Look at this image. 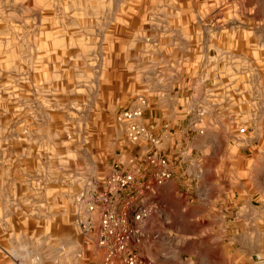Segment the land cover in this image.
<instances>
[{
  "label": "rangeland",
  "instance_id": "rangeland-1",
  "mask_svg": "<svg viewBox=\"0 0 264 264\" xmlns=\"http://www.w3.org/2000/svg\"><path fill=\"white\" fill-rule=\"evenodd\" d=\"M208 87L211 123L189 145L206 198L156 194L142 248L150 264L259 261L225 248L210 204L213 166L236 128L249 140L240 146L264 152V0H0V264H95L74 195L127 151L117 114L142 95L148 122L154 110L173 117V92H186L185 122L188 95ZM221 206L227 229L239 213Z\"/></svg>",
  "mask_w": 264,
  "mask_h": 264
},
{
  "label": "built area",
  "instance_id": "built-area-1",
  "mask_svg": "<svg viewBox=\"0 0 264 264\" xmlns=\"http://www.w3.org/2000/svg\"><path fill=\"white\" fill-rule=\"evenodd\" d=\"M146 108V98L139 95L120 110L116 119L124 130L127 151L74 195V222L84 244L97 257L95 264H150L142 248L149 239L147 224L157 208L154 197L161 189L172 186L190 205L206 198L199 190L204 173L201 159L179 156V145L170 152L166 145L169 128L163 127L160 133L150 128L145 122ZM205 113V108L198 107L191 123L200 133ZM210 206L219 214L215 223L225 230L227 216L221 203ZM258 259L257 264H264Z\"/></svg>",
  "mask_w": 264,
  "mask_h": 264
},
{
  "label": "crops",
  "instance_id": "crops-1",
  "mask_svg": "<svg viewBox=\"0 0 264 264\" xmlns=\"http://www.w3.org/2000/svg\"><path fill=\"white\" fill-rule=\"evenodd\" d=\"M213 88L208 87L202 92H194L192 95H188L193 102V115L185 122L178 120L177 116L180 118V112L184 109L180 108V105L187 107L186 104L180 102V100L183 101V99L188 98L185 97L186 92L185 94L183 92L181 95H178L176 91L173 92L172 96L175 99L172 100L175 102L174 107L177 110L174 111L176 115L173 117L165 118L161 110L153 111V123L148 122V119L146 120L145 117V122L150 128L155 129V131L165 126L169 128L166 145L169 147L170 152H174L173 146L179 145V156H184L185 158L187 154L191 157L194 156L189 148L190 137L193 131H195L196 135L200 132L191 123L197 118L196 112L198 107L207 108V101H210L208 97L212 98V94H214ZM193 96H196V98ZM212 99L213 103H210V106L214 108L216 103L214 102V98ZM222 106L225 108L222 111L227 110V105L224 104ZM219 108L217 106L216 111L218 113L220 112ZM211 110L207 108L203 118V130L211 123V120L206 119L207 115L210 116ZM178 132L180 133L179 137L176 136ZM234 133V138L225 142V150L218 155L217 161L213 166L212 170L216 175V179L214 180L215 193L211 197L214 202L220 200L224 204V208L227 209V212H230L231 209H237L239 213L237 218L227 221V229L223 230L225 236L224 238L220 237L226 242L229 241L228 243H223L225 248L232 252L238 251L241 255L260 258V255H264V152L255 151L253 147L239 145V141H249L243 135L241 127L236 128ZM207 145H210V143H207ZM207 145L199 147V153L204 160V166L207 158L211 157V152L209 151V147H206ZM184 149L186 150L185 153H180V150ZM210 214L213 217H219V214L215 211H210ZM231 214L232 211L229 213V216ZM203 216L207 218V221H210L208 211H204ZM207 224L209 225L210 222Z\"/></svg>",
  "mask_w": 264,
  "mask_h": 264
}]
</instances>
